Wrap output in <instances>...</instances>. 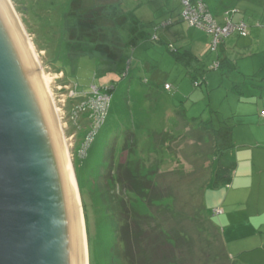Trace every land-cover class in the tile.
I'll return each mask as SVG.
<instances>
[{"label": "rangeland", "instance_id": "rangeland-1", "mask_svg": "<svg viewBox=\"0 0 264 264\" xmlns=\"http://www.w3.org/2000/svg\"><path fill=\"white\" fill-rule=\"evenodd\" d=\"M9 1L34 48L70 155L88 264H233L218 228L221 217L213 212L227 193L218 170H235L232 134L246 128L245 119L243 135L264 138V94L256 82L235 68H214L225 58L221 46L237 32L214 51L212 36L201 28L186 22L162 27L169 14L182 13L177 0L151 5L144 0L142 7L124 0L130 13L125 16L123 0ZM170 2L176 6L152 23L136 20L148 8ZM112 8H120L119 14ZM77 14L83 15L81 23ZM80 33L87 42L109 47L113 61L99 51L73 55ZM187 49L195 50L202 77L177 59ZM95 86L114 91L108 116L85 154L81 147L90 128L87 111L97 104L89 98ZM209 120L214 128L206 126ZM123 222L130 223L127 232Z\"/></svg>", "mask_w": 264, "mask_h": 264}, {"label": "water", "instance_id": "water-1", "mask_svg": "<svg viewBox=\"0 0 264 264\" xmlns=\"http://www.w3.org/2000/svg\"><path fill=\"white\" fill-rule=\"evenodd\" d=\"M33 57L0 0V264H84L60 126Z\"/></svg>", "mask_w": 264, "mask_h": 264}, {"label": "crops", "instance_id": "crops-1", "mask_svg": "<svg viewBox=\"0 0 264 264\" xmlns=\"http://www.w3.org/2000/svg\"><path fill=\"white\" fill-rule=\"evenodd\" d=\"M136 1L142 7L144 0ZM177 1L182 8L181 1ZM204 1L214 12L219 22L223 23L226 17H229L234 23L241 21L247 23L249 34L241 36L236 33L233 34V38L228 37L221 46L220 54L233 64L231 68H235L239 76L244 75L243 79L245 80L247 77L253 79L257 84L255 88L264 94V0ZM241 1L245 3L240 6ZM148 3L151 5L152 1L150 0ZM121 6V9L112 8L111 10L115 11H113L114 14H119L116 13V10L120 9V16L130 14L124 0L121 2ZM175 6L170 2L161 4L157 8L150 7L141 15L136 16V20L143 25H148V22L152 23L157 17L170 13V8ZM169 15L168 20H172L171 25L184 22L181 19V13L179 16L178 13L176 16ZM173 17H175L174 20ZM191 36L192 41H194L193 34ZM197 42L198 40L195 41V43ZM207 44L209 43L206 42ZM190 51L194 53L192 54ZM185 52L195 57L196 67L202 66L199 59L194 55L195 50L187 49ZM111 61L113 60L108 59V62ZM239 79L241 80V78ZM166 84L169 83L165 82L164 85ZM157 85H161V82H157ZM243 123L244 127L248 128L246 126L247 119ZM256 124L257 122L254 120V125ZM246 128H241L238 132L235 129L233 131L232 139L236 140V144H234L231 154L235 160L233 162L235 170L231 171L229 167H220L224 171L227 193L223 204L215 208L221 207L223 209V213L220 214L223 227L218 228L224 250L232 263L264 264V138L259 140L254 138L253 141L251 140L253 136L251 138L245 137L243 133Z\"/></svg>", "mask_w": 264, "mask_h": 264}, {"label": "built area", "instance_id": "built-area-1", "mask_svg": "<svg viewBox=\"0 0 264 264\" xmlns=\"http://www.w3.org/2000/svg\"><path fill=\"white\" fill-rule=\"evenodd\" d=\"M181 4L182 20L190 26L201 28L209 33L212 36L211 48L214 51H216L218 47L223 44L224 40L228 36L235 32L241 36H247L249 34V27L244 21L234 23L229 17H226L225 21L220 24L204 0H181ZM171 24L172 20H167L161 25L162 27H167ZM220 65V62L216 61L214 63V68L219 69ZM196 85H199L197 81H195V86ZM95 87L96 89L90 93L89 98H94L97 104H92V107L89 106V110L91 112L90 128L81 147L82 153L85 154L86 150L93 142L100 126L105 122V119L108 116L111 101V94L107 91L109 89L108 87L104 89L97 86ZM165 88L170 89V84H166ZM262 116H264V112L262 113ZM213 212L216 215H220L223 213V209L221 207H217L213 210Z\"/></svg>", "mask_w": 264, "mask_h": 264}, {"label": "trees", "instance_id": "trees-1", "mask_svg": "<svg viewBox=\"0 0 264 264\" xmlns=\"http://www.w3.org/2000/svg\"><path fill=\"white\" fill-rule=\"evenodd\" d=\"M82 16L83 15L77 14L76 17H77V21L78 22H80V19H81ZM70 18L68 19V22L69 23L71 22L70 20H73V19H70ZM70 26H72V25H70ZM73 26H75V24ZM83 36L84 35H82L81 33H80V35L76 36L75 41L72 44V46H73V48H76V52L78 54L75 52V53H73V55L78 56L80 54L81 55L82 54H88V53L91 54L94 51H96V52L99 51V52H101L104 55L106 54V56L108 55L109 59H112L113 60L114 56H113L112 52L109 50V47L105 46L102 43H96L97 41H93L91 43L90 42H87L86 39H84V37L86 38V36H84V37ZM176 57H177V59L179 61H181L182 63H184L188 68L191 67L190 70L192 68H194V71H192V70L191 71L195 73V76L197 74H199L200 76L203 75V69L195 66V57L192 54H190L188 52H185L183 54L182 53H179ZM222 65L225 66V68H231L233 64L230 63L227 59H223L222 62H221V66ZM108 88H109L107 90L108 93L112 94V92L114 91V86H109ZM102 89H104V88H102ZM87 113L89 115L88 117L90 118L91 112L90 111H87ZM211 122H212V120H209L208 122H205V124H206V126H209L211 128H214L213 122L212 123ZM227 129H228V132H229L228 135H230V137H231L232 128L229 127ZM214 130H216L217 132H219V130H217V129H214ZM218 172L221 173V174H224V171H223L222 168H219ZM123 223L124 224H122L121 230L127 232L130 223L129 222H123ZM129 252H130V248H129ZM127 259H128V261H127L128 263L129 262H135V261H132V258L130 259L129 257H127Z\"/></svg>", "mask_w": 264, "mask_h": 264}, {"label": "bare ground", "instance_id": "bare-ground-1", "mask_svg": "<svg viewBox=\"0 0 264 264\" xmlns=\"http://www.w3.org/2000/svg\"><path fill=\"white\" fill-rule=\"evenodd\" d=\"M31 44V45H30ZM30 53L33 52L34 53V48L32 46V43H30ZM41 79V77H40ZM49 82L44 81V84L47 86ZM49 100V99H48ZM60 133V138L62 137V133ZM63 139V138H62ZM63 155H64V159L66 162V166H67V170L69 173V177H70V182H71V186H72V190H73V194H74V198H75V204H76V209H77V215H78V220H79V225H80V230H81V236H82V247H83V261L84 264H88V255H87V236H86V231H85V222H84V216H83V212H82V208H81V202H80V197H79V193H78V188H77V183H76V179H75V175L72 169V165H71V161H70V155L68 154L67 151V147L65 145H63V147H61Z\"/></svg>", "mask_w": 264, "mask_h": 264}]
</instances>
